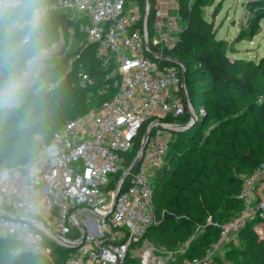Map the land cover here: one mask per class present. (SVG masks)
Here are the masks:
<instances>
[{
    "label": "built area",
    "instance_id": "obj_1",
    "mask_svg": "<svg viewBox=\"0 0 264 264\" xmlns=\"http://www.w3.org/2000/svg\"><path fill=\"white\" fill-rule=\"evenodd\" d=\"M147 2L143 14L127 0L48 2L50 12L85 18L78 29L113 90L55 131L32 160L0 169V237L49 264H121L160 222L154 175L182 127L177 119L195 108L186 99L184 65L164 53L179 38V19L153 0L150 25ZM80 58L73 75L87 86L93 78ZM237 197L238 215L223 224L207 219L219 227V238L183 264H215L252 221L255 239L264 240V161L243 176Z\"/></svg>",
    "mask_w": 264,
    "mask_h": 264
},
{
    "label": "rangeland",
    "instance_id": "obj_2",
    "mask_svg": "<svg viewBox=\"0 0 264 264\" xmlns=\"http://www.w3.org/2000/svg\"><path fill=\"white\" fill-rule=\"evenodd\" d=\"M182 1L184 8L195 4L192 10L195 24H190L186 18H182L177 0L172 2L167 0V9L169 8L171 11L169 14L172 16H175L177 11L178 14L175 17H178L182 30L189 28L190 31L198 30L203 34L201 40L193 39L189 34L185 35L190 52L209 48L213 37L223 41L226 47L233 45L237 49V53L227 51L230 57L245 59L250 64L264 57V0ZM130 4L137 5L134 2ZM257 13L260 18L255 33L252 36H249V33L242 35V26L247 25L248 20ZM67 14L72 19V23L46 22L49 57L45 75L50 91L46 92L37 109L39 117L46 111L51 112L59 107L69 106L73 99V93L71 94L67 87L59 85L64 83L69 70L79 65L72 53L84 41L85 34L75 28L74 22H79L80 25H85L86 22L82 21L79 15ZM202 21L207 23L209 31H202ZM84 59L86 62L87 57ZM250 64L240 63L233 70L242 71L246 67H251ZM188 67L190 71L201 66L192 64ZM74 77L71 79V85L75 89L81 84L80 80ZM193 77L191 93L186 88V99L194 106L195 111L188 114L185 110V114L181 116L182 119H177L183 120L185 115L188 116L187 121L181 124L184 127L176 130L178 143L166 160L167 170L162 176L163 184L159 189L165 194L164 197H167L171 187L170 179L176 183L186 181L190 187L183 194L188 198H194L191 204L199 207L214 203V199L224 201L222 198L226 197V190L233 187L230 176L237 174L242 178L244 175L241 171L244 167L242 156L264 153V114L260 115L259 112L249 110L250 104L259 103L264 96L262 94L264 79L255 75V95L242 97L230 89H217L203 71ZM109 89L105 83H102L98 89L87 90L86 94L107 93ZM199 109L203 111L200 112ZM259 109L264 111V107ZM233 111L237 112L238 116L232 118L230 124H226V119L233 114ZM18 112L14 113V117L0 115V140L14 136L21 128L26 111L21 109ZM33 118H36L35 114ZM232 130L237 131L236 137L231 135ZM31 139H36V136H27L20 141V144H25ZM155 173L157 174V171ZM203 183L207 186H216V189L212 194L206 193ZM164 207H166L165 199L162 198L157 202L158 210H162L159 212L161 215L165 212ZM169 211L174 210L169 209ZM159 213L156 212L158 218H160ZM185 229L175 231L173 234L162 232L161 235L156 234L154 230L148 231L130 246L126 259L122 263L172 264L180 253L192 248L203 233V226L198 223H194L192 228ZM163 241L171 242L172 247L164 246ZM19 251V248H14L4 253L8 255L5 258L8 264L15 261Z\"/></svg>",
    "mask_w": 264,
    "mask_h": 264
},
{
    "label": "trees",
    "instance_id": "obj_3",
    "mask_svg": "<svg viewBox=\"0 0 264 264\" xmlns=\"http://www.w3.org/2000/svg\"><path fill=\"white\" fill-rule=\"evenodd\" d=\"M51 0H48V2ZM128 2H134L137 4L140 13L143 14L145 11L146 0H127ZM179 6V12L182 18H186L190 24H195L193 22L192 10L195 8V4H191L188 8L183 7V1L177 0ZM153 0H151L150 6V17L149 24L153 20ZM259 14L257 13L254 17L248 20L247 25H243L241 28V34L245 35L249 33L252 36L259 23ZM82 21L85 18L81 19ZM48 23L58 21L62 24L72 23L67 13L51 11L47 18ZM86 22V20H85ZM75 28H79V22H74ZM203 28L202 31H209L207 23L202 21ZM84 33V32H83ZM85 34V33H84ZM189 34L193 39L201 40L203 34L199 33L198 30L190 31L189 28L183 29L179 33V38L177 39L174 47L170 50L164 51V53L170 57L176 58L185 67V86L187 90L191 93L192 82L194 75L203 71L211 81L214 86L220 90L230 89L239 93L242 97H251L255 95V81L254 76L264 79V57L259 61H254L248 63L245 59L239 57H230L227 51L231 53H237V49L233 46H225V43L221 40H216L211 38V44L209 48L201 49L199 51H189L186 45L185 35ZM76 57L80 56V60H84L87 71L93 78V83L88 86H78L73 88L71 79L75 78L73 75V69L67 73L64 83L59 86H65L68 91L73 93V99L69 106L59 107L51 112H45L43 116L39 118H33L27 126L20 128L18 132L7 139L0 140V169L4 167H10L18 163H26L34 158L40 147L47 143L55 131H57L62 125H64L70 119L85 113L89 109L99 106L101 102L111 97L113 90L109 89L107 93H94L86 94V91L91 89L92 91L98 89L102 83H106L105 70L101 67L100 63L95 59L93 54V46L88 44L85 39L72 53ZM74 59V60H75ZM246 63L252 65L251 67H246L242 71L233 70L238 64ZM192 64H199L200 68H195L189 71L188 66ZM58 86V87H59ZM264 94V90H262ZM259 107H264V96L261 97L259 103L250 104V109L259 112L260 115L264 114V111L259 109ZM259 109V110H258ZM18 114H21L18 112ZM14 117V114H10ZM238 116L237 112L233 111V114L226 119L225 123L230 124L232 118ZM182 119V118H181ZM177 120L179 124H184L188 116L185 115L183 120ZM237 130V129H236ZM237 132V131H236ZM235 130L231 131V135L236 137ZM178 133L173 132L172 138L169 141L168 150L165 154V163L159 167L156 171L157 174L153 179V203L155 208V213L157 214L162 210H158L157 202L160 199H165L166 207L163 208L165 212L162 215L159 213V223L150 226L146 232L154 230L156 234L162 232L173 234L175 231L186 230L185 228H192L194 223H198L203 226V233L200 235L199 239L189 250L187 249L184 253H180L178 257L173 261L172 264H183L185 259H191L193 257H198L203 255L206 248H208L211 243L215 242L220 235V229L214 224L207 223V218L210 217L212 222L223 224L234 219L241 209L242 202L238 199L237 195L242 185V178L233 174L230 176L232 188L226 190V197L221 199H214V203H207L202 206H196L191 204V200L194 198L186 197L183 192L187 190L190 185H187L186 181L183 183H176L174 180L170 179V191L167 197L159 189L163 184V174L166 173V160L170 157L172 152L178 143ZM27 136H36V139H31L25 144H20V141ZM245 158V159H244ZM244 167L241 169L243 176L250 174L260 162L264 161V153L252 154L241 157ZM206 193L212 194L216 189V186H207L203 183ZM169 209H173L171 212ZM253 221L249 222L247 226L242 229L238 236L239 242L237 245L231 244L229 242L225 247L222 256L215 257V264H264V240L256 241L253 230ZM164 246L172 247L171 242L163 241ZM14 248H19L18 244L8 238L0 237V264H8V255H5L6 251H12ZM5 253V254H4ZM4 254V255H3ZM227 261V262H226ZM9 264H49L48 261L42 257L31 255L23 250H20L16 254V259ZM123 264V263H122Z\"/></svg>",
    "mask_w": 264,
    "mask_h": 264
},
{
    "label": "clouds",
    "instance_id": "obj_4",
    "mask_svg": "<svg viewBox=\"0 0 264 264\" xmlns=\"http://www.w3.org/2000/svg\"><path fill=\"white\" fill-rule=\"evenodd\" d=\"M48 0H0V115L25 109L31 122L50 85L46 79Z\"/></svg>",
    "mask_w": 264,
    "mask_h": 264
},
{
    "label": "crops",
    "instance_id": "obj_5",
    "mask_svg": "<svg viewBox=\"0 0 264 264\" xmlns=\"http://www.w3.org/2000/svg\"><path fill=\"white\" fill-rule=\"evenodd\" d=\"M170 1L172 2L173 0H170ZM161 7H162L163 12L165 13V15H168L170 17H175L178 14L177 11H176L175 16H172L171 14H169L171 11L169 10V8L167 9V0H161Z\"/></svg>",
    "mask_w": 264,
    "mask_h": 264
},
{
    "label": "water",
    "instance_id": "obj_6",
    "mask_svg": "<svg viewBox=\"0 0 264 264\" xmlns=\"http://www.w3.org/2000/svg\"><path fill=\"white\" fill-rule=\"evenodd\" d=\"M147 4H148V7H150V2H149V0H148ZM175 63H178V64H179V61L176 60ZM182 127H184V126H182ZM182 127L180 126V128H182ZM78 244H79V243L75 244V246H77ZM75 246H74V247H75Z\"/></svg>",
    "mask_w": 264,
    "mask_h": 264
}]
</instances>
